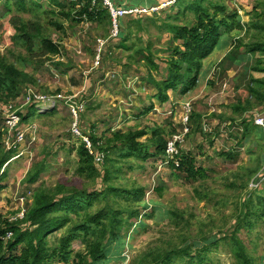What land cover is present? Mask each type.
<instances>
[{
    "label": "trees",
    "instance_id": "trees-1",
    "mask_svg": "<svg viewBox=\"0 0 264 264\" xmlns=\"http://www.w3.org/2000/svg\"><path fill=\"white\" fill-rule=\"evenodd\" d=\"M45 1L48 2L49 9L44 13L53 16L49 21L51 25L43 23L42 13L39 12L44 0H0V113L2 106L15 103L26 93L30 84H36L37 73L48 70L49 64L60 71L64 68V73L70 72V67H66L68 65L61 60V45L69 29L83 23L98 26L104 21H109L113 26V16L103 0ZM113 1L119 8L140 6L136 3L121 6L119 0ZM184 1L186 0L175 1L178 6L176 15L192 9L195 12V21L186 25L168 26V31L174 34V40L180 43L167 49L173 54L167 59L165 77L158 79L154 76V71L159 74L160 65L155 63L152 43L145 47L138 45V42L143 40V35L139 34V31L143 29L142 23L147 16L144 13L118 17V26L122 31L119 44L106 39L107 43L105 41L102 47L101 57L104 62L113 61L110 59V53L116 52L115 49L134 50L131 56H127V62L123 60L113 62L118 65L123 63L124 77L130 69L136 68L137 72L142 74V81L147 87L157 91L154 97L161 104L170 101V90L182 94L196 86L203 61L215 49L226 53L209 79V86L212 89L231 80L229 71L237 69L245 55L264 54V11L259 7H253L249 13L250 21L244 25L237 10L228 12L224 5L213 3L210 4L214 6L212 11L210 6L205 4L209 0H188L185 3ZM34 7L36 10L32 16L23 15L24 11L34 10ZM7 17H9L7 22L3 23V19ZM125 18H128V26L125 24L123 27L122 21ZM138 24L139 30H133L132 27ZM132 37L135 39L131 40ZM129 41L131 44H127ZM97 44L99 45V39ZM135 56L137 58L143 56L147 60L149 65L147 74L135 67L142 60H135L133 58ZM263 61V58H257L252 70L264 72V66H261ZM249 65L246 71L248 73L242 74L235 84L236 101L229 105L233 113L241 117H231V124L235 128L238 127L239 134L243 132L241 140L251 135V132L255 134L259 132L263 142L259 144L258 151L252 150V155L258 154L254 167L243 174H234L235 178L241 180V183L229 184L234 189L249 188L248 183L252 177L257 175L255 181L261 179L258 174L263 169L264 127L257 125L254 115L252 119L242 117V113L247 111L254 113L256 106L264 107V78L252 77ZM26 67H30L33 72L26 70ZM254 99L257 104L254 103ZM198 103L191 102L187 123L189 131L177 142L178 153L174 158L168 156L167 145L177 132L175 129L167 131L158 125L155 127L145 125L141 128L134 124L127 130L108 129L99 135L96 124L85 125L84 116L80 113L81 132L90 139L95 154L90 153L84 141L78 146L74 145L72 150L77 153L74 175L60 177L53 186L46 181L40 182L41 174L48 169L43 157H39L31 165L24 183L30 188L32 195L26 205L24 218L0 221V264H53L54 261L62 264H96L105 260L113 244L123 237L124 232L129 235L140 217H153L155 211H146L150 207V201L145 198L146 189L136 180L126 176L123 170L125 161H121L123 159L147 161L154 158L155 161L168 165L172 177L182 179L192 186L199 182L202 186L203 181L219 173L215 169L216 165L201 164L198 159L203 154L204 145L198 143L197 137L198 135L208 137L206 129L210 124L206 113L198 109ZM153 108L152 104L148 110ZM31 109L36 110L34 104L26 111L15 109L21 117L20 124L14 130L15 134L29 122ZM54 110L40 114V117L53 114ZM4 114L3 112V116H0V172L14 157V149H9L5 143L9 127L5 125ZM148 135L151 136L147 137ZM144 137L147 138L143 141ZM212 142L210 140V143ZM238 145L241 146L240 143ZM235 150L221 151L219 155L223 161L232 164L239 158ZM96 154H103L104 157L98 161ZM9 165L10 163L8 168ZM128 167L131 170L138 166L129 161ZM8 168L0 175V190L6 186L3 179ZM201 188L203 187H195L197 195H201ZM164 189V182L160 180L156 191L162 194ZM258 198L264 202V197ZM249 203L247 192L245 200L240 203L243 208L239 210L240 214L237 217H250ZM237 207L240 209V205ZM258 214L255 212L254 216L264 217V211ZM169 215L165 220L166 224L176 231L179 230L183 243L169 249L159 246L150 248L144 255L134 259L132 264H174L180 257L184 258L185 264H206L209 260L207 252L212 246L218 247L221 240L228 242L235 254L236 264L254 263L253 255L238 235L241 218L232 225V230L220 228L218 233L208 235L203 225L197 235H193L192 231L190 235H184L185 226L190 230L192 226L184 217V212L171 210ZM246 224L252 225L253 222L248 219ZM210 230L214 232V229ZM79 240L85 246L84 250L73 249V243ZM197 240L204 246L192 255L194 245L190 242ZM173 242L174 240L169 241L171 245ZM184 255H190L189 259Z\"/></svg>",
    "mask_w": 264,
    "mask_h": 264
},
{
    "label": "rangeland",
    "instance_id": "rangeland-1",
    "mask_svg": "<svg viewBox=\"0 0 264 264\" xmlns=\"http://www.w3.org/2000/svg\"><path fill=\"white\" fill-rule=\"evenodd\" d=\"M119 1L121 6L136 3L140 5L136 7L139 9L156 8L143 12L147 16L142 23L143 29L139 31V34L143 35V40L138 42V45L145 47L152 43L155 63L160 65L159 74L154 71V76L158 79L165 77L167 74L165 67H168L167 59L173 54L167 49L180 43L178 40H174V34L168 31V26L186 25L194 22L195 12L188 9L184 14L176 15L178 12L176 0ZM213 3L224 5L228 12L237 10L244 25L250 21L249 13L252 12L254 6L264 11V0H209L205 2L212 11L214 6L210 4ZM43 4V7L39 9V12L42 13L43 23L51 25L49 21L53 16L44 13L49 9V4L45 0ZM35 10L34 7V10L24 11L23 15L30 17L35 13ZM8 18L3 19V23H6ZM127 19L122 21L123 27L125 24L128 26ZM65 23L67 24V22ZM132 28L138 31L139 24ZM120 38H122V31H120V26L116 30L114 20L113 26L109 24V21H104L98 26L83 23L76 25L74 29H69L61 45V60L68 65L66 67H70V72L64 73V68L62 72L49 64L48 70L37 73V83L30 84L21 98L15 103L9 104L10 106H2L0 116H3L4 112L7 117V114L15 109L26 111L37 100L56 101V107L52 108V111L55 109L53 114L40 117L39 111L31 109L29 122L19 128V131L25 132V139L15 144L13 147L14 157L3 168L5 171L10 163L7 175L3 179L6 186L0 190V221L23 217L29 197L32 195L30 188H27V184L24 183L25 177L31 165L39 157H43L48 165V169L41 174L40 182L46 181L53 186L60 177L74 175L77 153L72 148L74 145H80L82 138L76 137L72 131L76 123L73 107L77 109L78 114L79 108H81L80 113L84 116L85 125L86 123L96 124L99 135L108 129L127 130L136 124L141 128L145 125L151 127L158 125L166 128L167 131L175 129L177 132L174 133V136L182 138L189 131L187 118L191 110V102H199L198 109L206 113L207 121L211 125H207L208 137L200 135L197 137L198 143L204 145L203 154L198 159L201 164L216 165L215 169L219 173L203 181L204 185L202 186L199 182L196 186L203 188H201V195H197L196 186L172 177L170 168L165 163L157 162L154 158L147 161L134 158L128 161L121 160L125 161L123 170L126 172V176L145 187V198L150 201V207L146 211L155 210L154 216L140 217L129 235L124 232L123 237L113 244L108 257L96 264H132L134 259L144 255L150 248L159 246L169 249L174 245L182 244L179 230L176 231L169 227L165 221L170 216L171 210L184 212V217L192 224L191 230L185 226L184 235H190L191 231L193 235H197L203 225L208 235L218 233L220 228L232 230V225L241 218L238 235L253 255V264H264V217L254 216L255 212L261 214L264 211V202L259 201L258 198L259 196L264 197V154L262 155L263 169L258 174L261 177L259 181H255L256 175L248 183L249 188L234 189L229 186L233 182L241 183V180L235 178L234 174H243L254 167L255 157L258 154L252 155V150L258 151L259 144L263 142L259 132L257 134L251 132V135L241 140L243 132L241 131L239 134L238 127L235 128L231 124V117L241 116L234 114L229 104L236 101L235 84L242 74L248 73L246 72L248 64H250L249 72L252 77L264 78V72L252 70L256 59H264V54L245 55L240 66L229 71L232 81L219 84L212 89L209 86V79L226 53V51L215 49L203 61V68L196 86L182 94L170 90V101L161 104L154 97L157 91L147 87V84L142 81V74L137 72L136 68L130 69L127 76L124 77L123 63L118 65L113 62L122 60L127 62V56H131L134 50L115 49L116 52L110 53V59L113 61L107 60V62L103 61L101 50L102 62L96 64L99 55L98 39L106 41V43V39H111L112 42L119 44ZM133 39L135 38L132 37L131 40ZM127 44H131L130 41ZM175 55L177 56V54ZM133 58L135 60L142 59L135 67L147 74L149 66L147 60L143 56ZM261 66H264V61ZM26 70L33 72L30 67H26ZM253 101L255 104L258 103L255 99ZM152 104L154 108L148 110ZM242 114V117L249 119H252L254 115L257 120L264 117V107L256 106L254 113L247 111ZM212 115H216L215 118H211ZM78 118L80 119V114ZM186 128H188L187 132ZM147 137L142 140L144 141ZM210 140L213 142L210 143ZM239 143L241 146L238 145ZM230 149H236L235 151L239 155L237 162L232 164L223 161L219 155L221 151ZM208 157L212 159L210 160ZM129 161L138 167L129 170ZM160 180L165 185L162 194L156 191ZM247 192L250 202V217H237L240 214L239 210L243 208L240 203L245 200ZM238 205H240V209H238ZM248 219L252 220V225H245ZM210 229H214V232ZM171 240H174L172 245L169 243ZM190 243L194 245V249L191 251L192 255H195L196 250L204 246L198 240ZM73 249L84 250L85 246L79 240L73 243ZM234 255L228 242L221 240L218 242V247L212 246L207 252L209 260L206 264H236ZM184 256L186 259L190 257V255ZM53 264L62 263L54 261ZM174 264H185V260L180 257Z\"/></svg>",
    "mask_w": 264,
    "mask_h": 264
},
{
    "label": "built area",
    "instance_id": "built-area-1",
    "mask_svg": "<svg viewBox=\"0 0 264 264\" xmlns=\"http://www.w3.org/2000/svg\"><path fill=\"white\" fill-rule=\"evenodd\" d=\"M91 1L95 2L96 0H91ZM103 1L109 7V9L111 11V14L113 16V20H114V23L116 26V30L118 29V17H123L126 15H132V14H136V13H143V12H147L148 9H152V8H140V9L139 8H129V9L128 8H119L116 6V4L114 3L113 0H103ZM172 1H174V0H172ZM153 9H156V8H153ZM159 9H161V8H159ZM104 44H105L104 41L99 40V55L97 56V59H96L97 65L101 61L100 52H101ZM32 104H34L36 110L39 111L38 112L39 114H44V113L52 110V108L56 107V101H49V100L48 101L47 100H44V101L37 100V101L33 102ZM79 109H80L79 110V114H80L81 108H79ZM72 111H73L75 121H76V123L72 129L73 134L76 137H81L82 141H84L86 143L87 148L90 150V153L95 154V152L92 148V144H91L90 139L88 137H85L83 135V133L81 132L79 118H78L79 114L77 112V109L75 107H73ZM20 122H21V117L16 113L15 110L13 112L7 114L5 123H6V126L9 127V130H8L7 137L5 139V143L9 149L10 148L12 149L17 142H22L25 139V132L24 131L18 130L16 132V134L14 133L15 128L20 124ZM256 122H257V124L264 126V117L257 119ZM187 131H188V128H186V132ZM182 138L180 136H174L173 135V137L170 139V141L168 142V145H167V154L169 157L174 158V156L178 153L177 142L181 141ZM96 157H97V160L99 161L104 157V155L103 154H96ZM3 172H4V169L2 170V172H0V175ZM24 215H25V213L23 214V217H24ZM23 217H18V218H23Z\"/></svg>",
    "mask_w": 264,
    "mask_h": 264
}]
</instances>
